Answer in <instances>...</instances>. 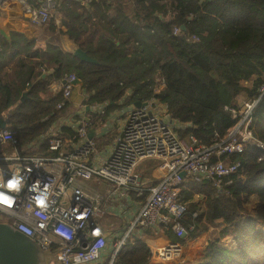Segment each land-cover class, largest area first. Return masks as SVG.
Returning <instances> with one entry per match:
<instances>
[{
	"label": "trees",
	"instance_id": "trees-1",
	"mask_svg": "<svg viewBox=\"0 0 264 264\" xmlns=\"http://www.w3.org/2000/svg\"><path fill=\"white\" fill-rule=\"evenodd\" d=\"M56 9L68 16L74 44L98 63L82 61L59 44L34 48L36 37L0 34V115L21 147L68 112L69 101L59 109L62 95L48 86L71 72L82 80L85 102L106 101L111 111L129 90L128 102L156 97L184 123L181 136L194 135L207 145L226 139L237 123L228 107H240V96L256 99L251 128L264 141V0H57ZM48 23L46 31L58 36L53 21ZM41 64L46 76L36 69ZM31 152L56 151L44 143ZM220 158L239 162L238 169L219 184L188 175L181 185L179 200L198 212L195 226L184 237L170 227L162 231L186 245L212 227L199 264H264V151L248 142L243 152ZM91 180L96 186L97 179ZM227 238L236 244L227 245ZM151 256L145 241L129 238L112 264H145Z\"/></svg>",
	"mask_w": 264,
	"mask_h": 264
},
{
	"label": "built area",
	"instance_id": "built-area-1",
	"mask_svg": "<svg viewBox=\"0 0 264 264\" xmlns=\"http://www.w3.org/2000/svg\"><path fill=\"white\" fill-rule=\"evenodd\" d=\"M80 1L88 5L93 0ZM8 3L18 4L20 14L33 24L50 22L57 11V0H0V9ZM178 30L175 27L174 31ZM79 85L82 87V81L75 72L55 80L53 87L61 91L63 98L59 109ZM130 93L127 91L119 107L111 111L106 101H84L77 109L61 114L48 131L26 145L28 152L21 151L16 130L0 127L3 180L6 182L13 175L23 179L21 191L10 193L15 197L13 205L0 206V221L31 236L43 249L52 250L54 264L102 261L109 232L101 220L112 211L128 210L130 217L126 218L123 233L114 240L109 264L129 238L140 239L142 232L170 227L178 237L186 236L198 217V212L189 211L179 200L186 177L216 179L219 184L223 176L239 167V162L228 163L221 155L243 152L248 142L264 151V141L251 128L256 99L245 98L238 108L227 106L237 123L226 139L207 145L199 143L194 135L181 136L179 129L184 123L171 116L166 103L152 97L142 100L145 104L139 106L136 101H127ZM106 114L91 136L95 117ZM110 133H114L112 138L99 147L100 138ZM44 143L56 152H30ZM6 146L14 150L8 152ZM215 155L219 158L214 159ZM183 171L187 172L185 176ZM92 178L97 179L96 186L100 188L82 181ZM36 181L41 190L47 186L51 193L44 208L34 202L36 193L30 190ZM133 194L142 198L134 215L130 211ZM155 255L160 261L183 263L184 245L171 240L160 245Z\"/></svg>",
	"mask_w": 264,
	"mask_h": 264
},
{
	"label": "crops",
	"instance_id": "crops-1",
	"mask_svg": "<svg viewBox=\"0 0 264 264\" xmlns=\"http://www.w3.org/2000/svg\"><path fill=\"white\" fill-rule=\"evenodd\" d=\"M8 5H13V6H11V8L6 7L2 11L0 10V25L7 32V36L3 35L6 38H10L11 33L15 31V32L25 34L27 37H36V44L34 48L40 47L46 50L48 43H54V44L61 45V47L65 51L73 52L74 48L77 47L70 37V33L72 32V27H71V23L67 15L57 13L58 11H56V14L50 20V22L53 21V23L56 25L57 31L59 33L58 36L55 37L53 36V34L48 33L46 29H43V28L41 29L40 27H38V25H42V24H35V25L31 24L30 23L31 21L28 18L20 14V11L18 9V4L8 3ZM38 42H43L46 45L43 46L39 44ZM36 69L39 71H42L43 75L46 76V71H47L46 65L41 64ZM59 78L60 77L52 79L48 86L50 92L53 95L58 94V93L62 95L61 91H58V89H54L53 87L55 80ZM85 99L86 97H85V91L83 90V87H81V85L75 87L73 90L72 97L69 100L68 111L69 110L73 111L77 109L78 106L85 101ZM105 119L101 120L99 123L96 122V124L92 127V130L90 132V133H93L91 136L95 135V130H94L95 127L97 126L98 128L104 122ZM113 134L114 133H110V134H107L105 137H101L99 141V147H102L104 143H106L110 138H112ZM21 148L20 149L22 152H28V149L26 146H22ZM37 148H33V150H37ZM6 149L8 152H12L14 150L11 146H6ZM141 199H142L141 197L133 194V198L132 200H130L131 206L129 205L131 207L130 211L133 215L137 212L140 206ZM127 216L130 217L128 210H125L123 212L121 211L120 213L112 211V212L107 213L104 219L101 220V225L105 229H107L109 232L108 233L109 240H108L106 257L103 258L102 261H104L107 257L111 256L110 253H112V250L114 247V240L116 241L117 237L121 235L124 229L126 228ZM160 230L159 231L148 230V231L142 232L139 236V238L145 241L152 250V256L145 264H173L172 262L160 261L155 255L156 250L160 245L166 244L171 241V239L163 233L162 229ZM210 236H211L210 231L205 232L201 234L197 239H194L190 241L188 244L184 245V249H185L184 262L199 264L200 258L211 238Z\"/></svg>",
	"mask_w": 264,
	"mask_h": 264
},
{
	"label": "water",
	"instance_id": "water-1",
	"mask_svg": "<svg viewBox=\"0 0 264 264\" xmlns=\"http://www.w3.org/2000/svg\"><path fill=\"white\" fill-rule=\"evenodd\" d=\"M0 34L7 36V32L0 25ZM45 46L43 42H38ZM73 54L82 61L98 63V60L89 55L80 46L73 50ZM28 93L25 92L22 100L26 99ZM137 105L145 104L144 101L138 99ZM8 122L4 115H0V127H7ZM93 133H90L92 135ZM182 174L185 176L186 171ZM54 259V252L50 249H43L41 245L31 236L18 230L10 223L0 221V264H51ZM193 264V263H179Z\"/></svg>",
	"mask_w": 264,
	"mask_h": 264
},
{
	"label": "clouds",
	"instance_id": "clouds-1",
	"mask_svg": "<svg viewBox=\"0 0 264 264\" xmlns=\"http://www.w3.org/2000/svg\"><path fill=\"white\" fill-rule=\"evenodd\" d=\"M23 187V179L18 175H13L6 182L3 180V170L0 169V206L11 207L15 202V197L10 193H19ZM7 190V191H5ZM36 193L33 197L34 202L41 208L47 206L50 199V191L47 186L43 190L40 188V182L36 181L30 189Z\"/></svg>",
	"mask_w": 264,
	"mask_h": 264
},
{
	"label": "rangeland",
	"instance_id": "rangeland-1",
	"mask_svg": "<svg viewBox=\"0 0 264 264\" xmlns=\"http://www.w3.org/2000/svg\"><path fill=\"white\" fill-rule=\"evenodd\" d=\"M11 6H13V5H6V6H3V8L2 9H0L1 11L2 10H4V8H6V7H8V8H11ZM20 15V14H19ZM29 21V20H28ZM31 24H33L32 22H30ZM35 25V24H34ZM49 25V23H45V24H42V25H38V27H40L41 29L43 28V29H45V27H47ZM239 103L241 104L244 100H246L245 99V97L244 96H240V98H239ZM31 152V151H30ZM84 183H86V184H88V185H90V183H93V184H95V182L93 181V180H82ZM212 227H211V232H212ZM208 232V231H207ZM212 235L213 234H215V233H211ZM212 235L210 236V237H212ZM225 243L227 244V245H235L236 244V241L235 240H232V239H230V238H227L226 240H225ZM56 261V257L54 256V259H53V261H52V263H54Z\"/></svg>",
	"mask_w": 264,
	"mask_h": 264
}]
</instances>
